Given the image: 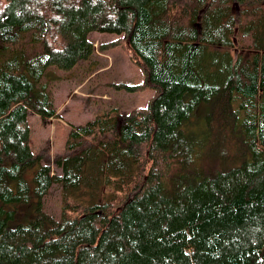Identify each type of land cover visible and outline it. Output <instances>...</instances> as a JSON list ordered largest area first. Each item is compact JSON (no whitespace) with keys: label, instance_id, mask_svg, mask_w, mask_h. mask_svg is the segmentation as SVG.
<instances>
[{"label":"trees","instance_id":"16d2710c","mask_svg":"<svg viewBox=\"0 0 264 264\" xmlns=\"http://www.w3.org/2000/svg\"><path fill=\"white\" fill-rule=\"evenodd\" d=\"M90 32L140 68L118 86L153 94L33 150L42 79ZM0 264H264V0H0Z\"/></svg>","mask_w":264,"mask_h":264},{"label":"rangeland","instance_id":"374dc122","mask_svg":"<svg viewBox=\"0 0 264 264\" xmlns=\"http://www.w3.org/2000/svg\"><path fill=\"white\" fill-rule=\"evenodd\" d=\"M233 6L235 11L241 7L237 3ZM115 37V33L90 32L88 38L94 42V50L88 59L80 60L69 70L54 66L48 69L42 81L47 84L56 109L55 115L47 118L34 112L28 113L31 149L44 147L50 153L62 151L71 126L112 108L125 113L133 107L146 105L153 94L151 89L129 92L118 86L139 83L143 76L138 65L127 58L120 45H109ZM207 109L206 103L198 106V114ZM52 170L58 171L54 167ZM59 188V185L53 184L43 198V209L54 215H58L60 210ZM32 210V204L21 205L14 222L25 220L24 214H30Z\"/></svg>","mask_w":264,"mask_h":264}]
</instances>
